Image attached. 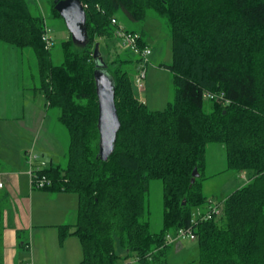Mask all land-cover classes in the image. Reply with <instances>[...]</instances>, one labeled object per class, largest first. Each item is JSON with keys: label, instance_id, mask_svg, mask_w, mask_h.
I'll list each match as a JSON object with an SVG mask.
<instances>
[{"label": "trees", "instance_id": "1", "mask_svg": "<svg viewBox=\"0 0 264 264\" xmlns=\"http://www.w3.org/2000/svg\"><path fill=\"white\" fill-rule=\"evenodd\" d=\"M55 1L60 0H51L60 16ZM81 2L87 44L79 47L72 37L64 41L63 63L55 65L54 46L46 49L42 40L49 27L43 11L33 13L27 0H0V42L33 51L39 90L47 105L60 111L58 121L69 134L65 168H42L36 155L40 165L33 166L52 182L45 190L78 196L75 223L60 226L62 239L79 237L80 264H169L173 243L168 235L191 229L201 251L199 264H264V0ZM121 10L130 22L141 24L152 12L170 29L174 100L163 111H152L136 98L128 69L131 55L108 46L122 26ZM123 28L138 35L140 53L128 49L146 65L144 31ZM102 42L107 43L105 55ZM96 72L112 81L121 122L107 161L100 158ZM206 92H223L229 103L208 101L207 110ZM211 144L225 146L227 169L245 174L248 182L226 198L219 215L193 227V210L205 211L211 200L202 188ZM195 171L199 176L192 182ZM152 181L163 183L158 233L141 220L148 213Z\"/></svg>", "mask_w": 264, "mask_h": 264}, {"label": "rangeland", "instance_id": "2", "mask_svg": "<svg viewBox=\"0 0 264 264\" xmlns=\"http://www.w3.org/2000/svg\"><path fill=\"white\" fill-rule=\"evenodd\" d=\"M27 2H29L33 13L37 14L40 10L43 11L47 26L52 30L51 35L54 40V47L51 49L52 60L55 65L62 64L64 60L62 43L71 38V33L66 26L65 20L55 14L51 0H27ZM117 19L127 30L144 31V38L152 50V55H150L146 65L138 63L132 55L133 52L122 45L123 41L119 36H113L107 41L109 48L112 51L117 50L121 55H131L133 62L129 63L128 69L130 70L129 75L136 98L144 102L152 111L165 110L174 100L173 74L168 69L173 60V47L169 27L165 20L155 16L152 12L149 13L146 21L142 24L130 22L122 10L118 12ZM106 45L107 43L102 42L101 51L104 55L106 54ZM142 71H145L146 74L143 81L144 89H140L137 83ZM40 87L41 80L37 59L33 51L30 49L18 50L0 42V130L4 126L3 124L7 125L10 123V126L17 127L16 124L18 122L29 121L28 115H26V118L17 119L16 116L13 119L12 117L2 119L3 117L1 116L15 114L19 109H22V104L30 105V107L39 106L43 114L38 125V129L40 128L41 130L39 133L36 132V134L24 132L25 139L22 142H15L13 145L18 147H20L19 144L28 146V151L34 150L38 156L40 155L46 160L51 159L52 155L56 153L58 154L56 157L59 158L61 163L59 166L65 168L67 165L66 153L69 144V134L67 129L58 121L60 111L47 105L46 98L39 90ZM17 95L20 97L19 103ZM205 106L209 110L211 105L206 101ZM34 120L37 121V119ZM37 134H41V139L35 150ZM39 148L52 150V153L41 152L38 150ZM61 149L64 156L61 154ZM19 150L16 149L15 152H19ZM17 156L15 155V160L18 158ZM35 163L37 164L38 162H33V166H35ZM46 166V164H42L40 167L45 168ZM203 177L205 178V180H202L203 194L218 203H223L233 192L248 182L240 173L227 169V150L222 144H211L208 146L206 170L203 172ZM35 193L39 195L33 200L34 208H32L30 199H26L25 218L23 217V211H20L18 221L25 226L21 227L25 229L24 234L26 236L23 235V237L28 238L29 230H32L29 221L33 213L32 218H35L33 225L38 230L36 240L41 249L37 253L36 248L33 252L30 249L18 250L17 248H11L10 251L14 256H9V263L80 264L83 260V249L79 237L69 234L62 239L60 231V226L76 220L69 217V212L70 210L75 212L78 209L77 194L59 192L57 194L59 198L49 200L51 193L48 190L35 191ZM14 196L17 197L16 195ZM163 203V183L161 181H152L147 197L148 213L141 219L143 222L150 223V231L152 233H158L162 229ZM19 206L22 208L23 204L21 203ZM38 208L44 209V211L67 208L68 212L63 214L60 220L57 218V214H46L41 221H38L36 219ZM197 210V208L194 209L193 213ZM40 224L43 227H39ZM1 236L0 229V249L2 246ZM27 238L22 239L21 242H26ZM117 252L120 255L125 254V251L119 245H117ZM200 253L198 241L184 237L173 242L168 254V262L169 264H199ZM33 258H35V261Z\"/></svg>", "mask_w": 264, "mask_h": 264}, {"label": "crops", "instance_id": "3", "mask_svg": "<svg viewBox=\"0 0 264 264\" xmlns=\"http://www.w3.org/2000/svg\"><path fill=\"white\" fill-rule=\"evenodd\" d=\"M19 95H17V100L19 103ZM29 117V121L26 122L25 120L20 123L18 122L15 126H10L9 124L1 127L0 130V180L4 182L5 187L2 191H0V229H1V241H2V246H1V257H2V264H11L9 263V256L13 255L10 251V249H30L31 252L34 251V249H37V253H39L41 246L37 243V235H38V230L36 229L37 227L33 225V221L35 218L33 217V213L31 214V218L29 221V225L32 228V230H29V236L26 242H21L22 239H25L23 237L26 236L24 234L25 229L21 227L23 226L19 221H18V215L20 214V211H23V217L25 218V213H26V199H30L32 202V208L33 207V200L38 196V193H35V191H43L45 189H37L33 188L31 185V178H30V165L28 162V154L32 153L33 155L38 156L37 152L34 150L28 151V146H21L18 147L17 145H13L15 142H22L25 137L23 135L24 132H28L31 134H36L39 133L41 130L40 128L38 129V125L40 124V119L43 117L42 110L40 109L39 106H31L30 105H23L22 104V109H19L15 114L10 115H5L1 116L3 117L2 119H9L10 117H15L21 118V117ZM24 118V119H25ZM34 119H37L34 120ZM41 126V125H40ZM37 140L36 144L34 146L35 150L36 147L39 144V140L41 139V134H37ZM16 149H20L19 152H15ZM41 152L49 154L52 153V150H47L45 148H39L38 149ZM61 149V154L62 153ZM54 153V151H53ZM15 155H18L17 160H15ZM44 155V154H42ZM52 155V154H50ZM58 154H53L51 159L46 160L42 156H40L42 162L46 163L45 168H50L51 165L53 166H59L61 163L59 161V158L56 157ZM61 155V156H62ZM64 156V155H63ZM62 156V157H63ZM39 163H35V166H39ZM50 192V191H48ZM51 195L49 196V200L57 199L59 196L57 195L58 193H52L50 192ZM16 195L17 197H15ZM23 204V207L20 208L19 204ZM33 210V209H32ZM67 211V208H57L56 210H48L44 211V209H37V216L36 219L38 221H41L43 219V216L46 214L52 215V214H57V218L60 220L62 218V215L65 214ZM76 214L77 210L74 212L70 210L69 212V217L72 219H76ZM42 223V222H41ZM75 222H70L66 224H73ZM26 225V224H25ZM61 225V224H57ZM54 225V226H57ZM65 225V224H64ZM39 227H43L42 224H40ZM31 242V243H30ZM29 244V248L26 246ZM32 244V245H31ZM34 256V253H33ZM35 261V258H33Z\"/></svg>", "mask_w": 264, "mask_h": 264}, {"label": "water", "instance_id": "4", "mask_svg": "<svg viewBox=\"0 0 264 264\" xmlns=\"http://www.w3.org/2000/svg\"><path fill=\"white\" fill-rule=\"evenodd\" d=\"M55 10L65 20L71 33L72 41L79 47L87 44V16L81 0L55 1ZM99 53V45L95 48V57ZM96 90L99 104L98 129L100 133V158L107 161L115 148L121 122L115 103V89L110 78L102 72L95 73ZM199 176L194 172V179ZM185 203V202H184Z\"/></svg>", "mask_w": 264, "mask_h": 264}, {"label": "built area", "instance_id": "5", "mask_svg": "<svg viewBox=\"0 0 264 264\" xmlns=\"http://www.w3.org/2000/svg\"><path fill=\"white\" fill-rule=\"evenodd\" d=\"M113 22L115 23V21H113ZM117 34L120 38H122V41H123L122 45L125 48H130L135 53H140V51L138 49V45H137V41L139 38L137 34H133V33L125 31L122 26H120ZM42 40L45 43L46 49H51L53 47L54 43H53V38L51 35V29L49 27L45 28V32L42 36ZM141 55L144 58L145 62H148L150 55H152V50L149 47H146L141 52ZM145 76H146L145 71L140 72V76H139L138 81H137L140 89H144L143 81L145 79ZM203 97L206 101H215L217 103H224V104L229 103V101L226 100L225 93H223V92H221V93L206 92L203 95ZM36 158L37 157L34 156L32 153L28 154V162L30 165L29 174H30V178H31V185L33 188L45 189L47 187H50L52 185V182L44 176L40 177L39 174L37 173L38 171H34L33 162H34V160H36ZM43 164H45V163H43ZM241 176H243L244 179L248 180V177L245 174H241ZM4 187H5L4 182H2L0 180V191H2L4 189ZM222 206H223L222 203H218L213 199L208 200L205 211L198 209L195 213H193L191 225L193 227L197 226L199 223L204 222V221H208V220L212 219L214 216L219 215L221 213ZM184 237H186L190 240L196 239V235L194 234V232L191 229H188V230L183 229V230H180L178 235L175 237L168 235V242L173 243V242L180 240Z\"/></svg>", "mask_w": 264, "mask_h": 264}]
</instances>
